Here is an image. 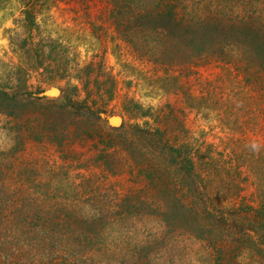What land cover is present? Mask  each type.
Masks as SVG:
<instances>
[{
  "label": "trees",
  "instance_id": "trees-1",
  "mask_svg": "<svg viewBox=\"0 0 264 264\" xmlns=\"http://www.w3.org/2000/svg\"><path fill=\"white\" fill-rule=\"evenodd\" d=\"M56 1L67 4V0ZM76 2L86 11L89 6L97 9L100 37L106 36V44L111 37L113 51H129L136 61L153 65L169 81L179 82L197 67L218 68L223 84L213 93L214 100L225 103L236 120L241 113L244 125L250 128L259 121L264 130V0ZM46 3H24L22 14L29 28L35 25L37 7L42 11L50 8ZM41 43L44 41L40 40L43 47ZM8 96L17 100L16 95L0 88V103ZM82 104L86 110L94 108L87 101ZM131 128L136 132L115 149L101 142L97 169L116 177L129 172L127 179L141 184L132 201L109 205L101 192L95 191L97 187L88 183L90 179V191H86L83 180L61 183L57 190L66 188L67 195L51 192L48 185L37 193L36 183L24 178L23 171L0 166V264H176L183 250L174 244L177 236L172 233L202 238L193 231L197 225L208 228L204 230L207 236L217 229L228 232L222 225L228 224L224 219L221 224L208 220L215 211L225 218L249 214L254 229L238 236L256 243L259 240L264 246V199L257 207L239 200L244 188L240 167L226 166L227 160L208 149L198 148L195 153L188 140L172 138L168 129ZM120 129L122 126L114 130ZM257 163L252 171L262 179L258 188L264 194V153H258ZM68 167L76 168L69 163ZM68 167L60 172L65 182L71 181ZM11 175L15 178L8 181ZM185 183L190 184L189 198ZM211 193L221 198L218 207H211ZM139 206L154 208L157 214H138ZM113 207H120L122 212L111 211ZM153 218L156 230L127 223L139 219L143 225ZM178 227L180 232L175 231ZM187 227L190 230L183 231ZM253 233H259L257 238ZM242 248L237 246L234 251L243 252Z\"/></svg>",
  "mask_w": 264,
  "mask_h": 264
},
{
  "label": "rangeland",
  "instance_id": "rangeland-1",
  "mask_svg": "<svg viewBox=\"0 0 264 264\" xmlns=\"http://www.w3.org/2000/svg\"><path fill=\"white\" fill-rule=\"evenodd\" d=\"M27 1L0 0V88L17 97H3L0 103V166L4 170L12 167L23 171L24 178L36 183L37 193L48 185L51 192L67 195L66 188L57 190L61 183L78 184L83 180L86 191H90V179L88 183L97 187L95 191L101 192L109 205L132 201L141 184L127 179L129 172L118 177L103 175L97 169L98 149L102 141L115 149L136 132L131 126L163 128L172 132V138L188 140L195 153L198 148L208 149L227 160L226 166L240 167L244 188L239 200L258 206L264 199L258 188L262 179L252 169L258 165V153H264V130L258 126L259 121L250 128L244 125L241 113L236 120L225 103L214 100L213 93L222 83L218 68L197 67L179 82L169 81L153 65L136 61L129 51H113L111 37L104 43L106 36L100 37L102 25L94 6L86 11L76 0H67V4L42 0L50 8L42 11L37 7L35 25L29 28L22 14ZM53 90L57 92L50 94ZM85 101L94 108L84 109ZM231 101L235 102L233 98ZM113 118H118L119 125L112 124ZM121 126L119 131L114 130ZM118 148L124 152V148ZM68 163L76 167L74 171ZM65 165L70 171L68 182L60 173ZM12 178L9 176L8 181ZM189 189L190 184L185 183L187 198ZM219 199L211 193V207H218ZM111 211L119 213L122 209L113 207ZM137 213L151 217L157 214L154 208L142 206ZM211 215L208 220L212 222L221 224L224 219L228 224L222 225L228 232L217 229L207 236L204 230L208 228L197 225L193 231L202 238L172 233L177 236L174 244L183 250L176 264H264V246L259 240L256 243L242 234L238 236L254 229L249 214L225 218L215 211ZM134 221L127 223L157 228L154 218L143 225L139 219ZM220 230L223 233H218ZM175 231L180 232V227ZM237 246H243V252L234 251Z\"/></svg>",
  "mask_w": 264,
  "mask_h": 264
},
{
  "label": "water",
  "instance_id": "water-1",
  "mask_svg": "<svg viewBox=\"0 0 264 264\" xmlns=\"http://www.w3.org/2000/svg\"><path fill=\"white\" fill-rule=\"evenodd\" d=\"M52 92H57V90H53V91H51L50 92V94L52 93ZM118 119V118H117ZM113 120H115V118H113L112 120H111V122L113 121ZM113 123V122H112ZM114 125H117L116 123H113ZM119 125V124H118Z\"/></svg>",
  "mask_w": 264,
  "mask_h": 264
},
{
  "label": "bare ground",
  "instance_id": "bare-ground-1",
  "mask_svg": "<svg viewBox=\"0 0 264 264\" xmlns=\"http://www.w3.org/2000/svg\"><path fill=\"white\" fill-rule=\"evenodd\" d=\"M113 123H116L117 125L119 124V120L117 118H115V120L112 121ZM112 123V124H113Z\"/></svg>",
  "mask_w": 264,
  "mask_h": 264
}]
</instances>
